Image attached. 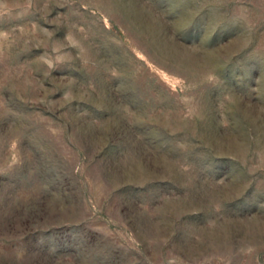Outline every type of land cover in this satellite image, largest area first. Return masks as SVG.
Listing matches in <instances>:
<instances>
[{
	"label": "rangeland",
	"instance_id": "obj_1",
	"mask_svg": "<svg viewBox=\"0 0 264 264\" xmlns=\"http://www.w3.org/2000/svg\"><path fill=\"white\" fill-rule=\"evenodd\" d=\"M0 264H264V0H0Z\"/></svg>",
	"mask_w": 264,
	"mask_h": 264
}]
</instances>
